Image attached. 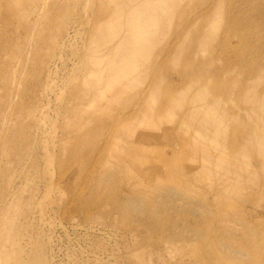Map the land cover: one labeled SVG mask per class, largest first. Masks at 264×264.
Listing matches in <instances>:
<instances>
[{
    "label": "rangeland",
    "instance_id": "obj_1",
    "mask_svg": "<svg viewBox=\"0 0 264 264\" xmlns=\"http://www.w3.org/2000/svg\"><path fill=\"white\" fill-rule=\"evenodd\" d=\"M134 2L0 0V264H264V0Z\"/></svg>",
    "mask_w": 264,
    "mask_h": 264
},
{
    "label": "bare ground",
    "instance_id": "obj_2",
    "mask_svg": "<svg viewBox=\"0 0 264 264\" xmlns=\"http://www.w3.org/2000/svg\"><path fill=\"white\" fill-rule=\"evenodd\" d=\"M135 2H134V4H138V5H141V4H143V3H145V2H147V1H149V0H134ZM121 8H124L125 6H126V4H125V2H121ZM115 28H116V26H115ZM249 97V96H248ZM248 97H246L247 99H248ZM251 98H250V100L252 99V102H253V96H250ZM256 99V98H255ZM259 99V98H258ZM254 102H256V104H258L259 106H262V105H264V101H261V100H258V101H254ZM264 119V118H263ZM250 145V144H249ZM257 145V144H256ZM252 147H250V149H251ZM245 151V150H244ZM243 151V152H244Z\"/></svg>",
    "mask_w": 264,
    "mask_h": 264
}]
</instances>
